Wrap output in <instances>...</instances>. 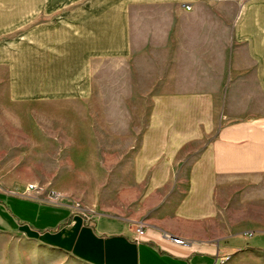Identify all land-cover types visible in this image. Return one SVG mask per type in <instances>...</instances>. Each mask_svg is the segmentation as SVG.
<instances>
[{
	"label": "crops",
	"instance_id": "obj_1",
	"mask_svg": "<svg viewBox=\"0 0 264 264\" xmlns=\"http://www.w3.org/2000/svg\"><path fill=\"white\" fill-rule=\"evenodd\" d=\"M122 66L127 88L115 83ZM122 91L128 103L118 106L160 109L142 137L147 170L159 140L169 173L151 181L163 189L159 205L146 199L136 220L84 213L26 195L30 185H65L35 165L20 174L12 163L23 159H7L0 232L28 233L83 264L223 263L240 249L243 234L233 230L249 212L230 205L264 210V0H0V113L9 109L0 114L1 157L76 154L63 141L94 137L63 126L74 122L72 109ZM31 121V133L13 127ZM23 173L33 178L21 183ZM234 187H256L257 197L233 199ZM139 223L147 225L140 237Z\"/></svg>",
	"mask_w": 264,
	"mask_h": 264
},
{
	"label": "rangeland",
	"instance_id": "obj_2",
	"mask_svg": "<svg viewBox=\"0 0 264 264\" xmlns=\"http://www.w3.org/2000/svg\"><path fill=\"white\" fill-rule=\"evenodd\" d=\"M111 72V71H110ZM113 81V76L109 77ZM119 81V82H117ZM115 83L122 88L128 86V70L122 66L120 76ZM107 94V93H106ZM107 101H90V107H76L72 109V124L63 125L67 130L89 132L94 139L63 141L62 151L74 148L76 154L70 155H46L40 157H1L0 168H8L7 159L19 161L12 163L13 168L21 174V170L29 169L33 165L38 166L43 174L55 176L62 187L37 188L35 193L40 198L50 199L52 192L60 196L61 202L76 205L84 213L106 212L123 219L136 220L143 214V203L146 199L153 205H159L162 198V188L151 186V181L166 179L168 174L161 170V161L164 160L159 152V140H153V172L147 170L150 167L148 158L144 156L143 133L148 130L149 124L145 121L150 114L157 116L160 109L130 108L118 106L127 104L129 92L109 93ZM7 93L0 92V100L6 99ZM100 99V98H99ZM7 113L9 112L5 109ZM190 109L186 110V114ZM239 109H234V111ZM4 111V112H6ZM1 112L0 114H5ZM210 115L211 109H201V114ZM227 109H214L213 115L224 116ZM7 113L5 116H7ZM9 114V113H8ZM221 116V117H222ZM59 126V125H58ZM153 131L157 132L159 124H153ZM19 130L20 127L28 132L33 131V122L22 125H13ZM11 126L9 131H13ZM0 129V134H1ZM130 132L136 134L135 139L130 138ZM157 152V153H156ZM159 154V153H158ZM5 160V162L3 161ZM34 160V162H33ZM19 175V174H18ZM178 171L171 173L172 181L179 178ZM33 178L23 173L18 180L24 183ZM233 199L241 200L246 197L256 199V187H234L227 190ZM236 207L248 208L243 213L245 220L240 221V226L233 230L234 237L238 233L243 234L241 247L234 250L224 263L221 264H264V210L257 212V204L233 203ZM241 216V215H240ZM243 219V218H242ZM233 222L234 219H232ZM238 221V220H237ZM258 224H263L259 226ZM233 237V238H234ZM235 242V240H233ZM0 264H83L71 254L55 247L42 243L39 238H34L28 233L2 234L0 232Z\"/></svg>",
	"mask_w": 264,
	"mask_h": 264
},
{
	"label": "built area",
	"instance_id": "obj_3",
	"mask_svg": "<svg viewBox=\"0 0 264 264\" xmlns=\"http://www.w3.org/2000/svg\"><path fill=\"white\" fill-rule=\"evenodd\" d=\"M36 187H34L33 185H30L27 189H26V195L28 196H31V195H36L35 191H36ZM51 202H58L60 201V196L56 193H53L52 192V196H50V199H49ZM137 228H136V233L138 235V237H140L141 235H143L144 231H145V228L147 225H145L144 223H139L138 225H136ZM174 242L176 244H180V245H183V244H186V241L182 240V239H178V238H175L174 239ZM228 259V257H223L222 258V261L224 263V261H226Z\"/></svg>",
	"mask_w": 264,
	"mask_h": 264
}]
</instances>
